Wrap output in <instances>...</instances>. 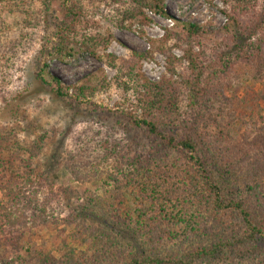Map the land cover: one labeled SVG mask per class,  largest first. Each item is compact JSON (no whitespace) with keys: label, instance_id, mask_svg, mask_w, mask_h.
Wrapping results in <instances>:
<instances>
[{"label":"trees","instance_id":"1","mask_svg":"<svg viewBox=\"0 0 264 264\" xmlns=\"http://www.w3.org/2000/svg\"><path fill=\"white\" fill-rule=\"evenodd\" d=\"M35 1L0 0V11L22 22L15 31L0 13V80L42 28L37 84L76 114L88 108L95 124L57 162L90 187L72 203L75 189L52 176L54 156L40 161L43 136L28 142L1 126L0 264H264V0H221L223 26L177 24L127 57L105 51L112 33L84 37L77 47L116 71L98 84L64 83L48 63L75 56L69 37L84 28L80 0L61 2V19L53 1L40 10ZM134 5L142 24L151 22L144 9L170 15L165 0ZM169 41L183 57L169 55L168 73L153 81L142 60ZM111 86L123 103L134 98L130 107L92 100ZM59 225L69 230L59 255L23 243L28 232Z\"/></svg>","mask_w":264,"mask_h":264},{"label":"rangeland","instance_id":"2","mask_svg":"<svg viewBox=\"0 0 264 264\" xmlns=\"http://www.w3.org/2000/svg\"><path fill=\"white\" fill-rule=\"evenodd\" d=\"M51 1H53V6L50 11L54 13V16L61 19L60 4L63 0ZM41 2L42 0L35 1L36 9L40 10ZM80 3H82L83 8H81L79 15L81 22L82 19L85 20L84 28L82 29V23H80L79 32L73 37H69L72 46H80L82 39H86L84 37L87 36L97 38L100 34L107 36L112 33L114 39L105 51L121 57H127L132 50L147 51L150 49L149 39L161 38L165 33V28H174L177 24L188 21L221 27L226 19L222 9L228 8L221 0H165L169 17L144 9L151 18V22L142 24L139 19L133 16L134 0H80ZM0 13L15 31L21 29V17L17 13L10 12L9 9L3 7ZM48 18L51 22L53 21V17L49 16ZM44 34L45 32L40 28L36 33L29 35L26 50L20 54V58L14 66H11V70H6L5 79L0 80V88L2 87L0 89V127L16 128L18 135L28 142L38 141L43 136L40 161L42 163L47 162L49 155L54 156L51 162L54 166L52 176L56 179V186L73 187L75 190L72 203L77 205L82 199L78 201L75 197L76 193L82 197L90 184L73 181L64 168V164L57 162V156L59 155V159L64 157L74 146L76 137L88 129L89 125L93 127L95 124L94 121L91 123L89 115L84 114V112H88V108L85 107L84 111L76 114L68 104L47 94L37 84L35 79V65H37L35 52L40 49L44 42L41 43L40 40ZM214 45L215 43L210 47L212 48ZM105 51L103 50L101 53L103 54ZM73 54L75 56L67 62L57 58H52L48 62L50 71L64 83L91 81L92 84H98L99 80L104 78V74L108 77V82L116 74L114 69L102 62L97 56L85 51L84 47L82 49L77 47ZM169 55L181 58L183 57V50L174 41H169L166 52H155L152 57L149 56L142 60V70L151 80L159 81L163 75L168 73L167 60ZM176 77H179L178 74ZM1 94L5 97L2 98L3 95ZM92 100L101 108L104 106L115 108L120 104L130 107L134 98L131 97L130 100L123 103L121 91L111 86L109 89L97 91ZM65 214L66 212L63 211L60 216ZM62 229L63 225H59L58 228L40 229L33 235L28 232L23 238V243L32 249L45 243L55 251L56 255H59L56 245L69 232V230L64 232ZM4 252L5 250L0 247V256Z\"/></svg>","mask_w":264,"mask_h":264}]
</instances>
